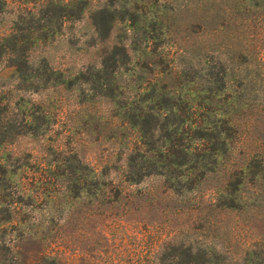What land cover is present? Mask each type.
Instances as JSON below:
<instances>
[{"label":"rangeland","instance_id":"374dc122","mask_svg":"<svg viewBox=\"0 0 264 264\" xmlns=\"http://www.w3.org/2000/svg\"><path fill=\"white\" fill-rule=\"evenodd\" d=\"M4 1L0 37L34 9V0ZM49 1L86 10L61 27L55 20L48 41L26 40L12 54L20 69L0 63V264H264V12L249 16L261 33L247 39L256 63L232 84L234 99L217 100L221 139L173 153L161 176L138 155L160 148L161 127L141 132L131 122L150 84L181 89L183 99L187 87L199 93L205 0ZM163 1L174 24L162 65L135 50L142 36L127 25L104 40L91 20L99 7ZM26 18L22 28L38 27ZM115 45L127 47L129 62Z\"/></svg>","mask_w":264,"mask_h":264},{"label":"trees","instance_id":"16d2710c","mask_svg":"<svg viewBox=\"0 0 264 264\" xmlns=\"http://www.w3.org/2000/svg\"><path fill=\"white\" fill-rule=\"evenodd\" d=\"M263 2L264 0H205L203 2L199 31L207 43L203 47L200 65L202 66L201 71L207 73L205 74L206 79H202L199 84V93H195L190 87H187L186 94H189V98L183 99L181 89L180 93L168 90L167 86H159L158 82L143 89L142 96L138 100L140 105L138 113L134 115L131 124L141 129V132L153 130L155 128L153 126L161 127V132L164 135L162 137L163 144L160 148L148 149L146 152L153 153L149 158L138 152V155L143 159L153 160L155 172L153 174L164 176L163 170L169 169V158L173 156V153L182 152L184 156H187L191 152L193 153L195 149L204 151L209 144L212 146L214 137L211 136L221 139L223 131H218L217 123L219 121L215 106L221 96H226V99H234L238 95L232 91V84L240 78V72L255 61L254 52L247 49V39L253 38L254 34L261 33L250 25L249 16L253 12H264L262 11L264 9ZM157 3L150 2L138 7V2H135L128 6L118 7L119 9L116 6L99 7L91 11V20L96 32L104 40L109 38L115 24L127 25L130 30L142 36L138 39V48L135 50L139 51L141 56L157 55L158 64L162 65L169 61L168 51L171 40L167 39V36L174 23L168 21V15L172 18L173 10L169 7L168 2L163 1L159 5ZM5 6L7 3L0 0V12ZM32 7L33 10L25 9L21 12L20 20L13 23V28L9 34L0 37V63L4 59L10 60L13 66L20 69V64L17 63L16 59H13L14 55L12 54L18 52L20 48H25V45L22 47L21 45L26 40L30 48L35 46L37 41H48L51 34L59 32L53 29L55 20H60L61 27L68 16L81 18L86 10L83 5L49 0H34ZM215 9L217 10L215 11ZM26 16H29V22L38 25V27L27 30L22 28L20 25L27 21ZM124 17L125 19H123ZM260 20V18L257 19L258 22ZM215 38L220 39L219 45L212 43ZM229 40L230 45L227 43ZM5 43L9 44L6 45ZM245 46L246 48H244ZM113 49L123 53L124 61L129 62L131 60V56L127 53V47L115 45ZM23 53L26 55L25 51ZM22 59V63L25 65L27 58L24 56ZM113 65L117 66L116 59L113 60ZM143 68H147V65ZM215 69L217 70L216 73H214ZM145 108L147 111L143 112ZM151 120L152 123L146 128L147 121L150 122ZM197 121L201 124L199 127L196 125ZM194 133L197 137H193ZM177 135L184 136V140L188 143L183 145L175 143V136ZM195 140H199V143H196ZM206 140L209 142L205 143ZM220 142L223 141L220 140ZM141 145L144 146V143ZM170 164L176 166L173 161ZM186 166V163H181L177 167ZM190 169L192 167L187 168L188 173ZM151 174L147 173L143 176ZM188 251L191 255V248Z\"/></svg>","mask_w":264,"mask_h":264}]
</instances>
